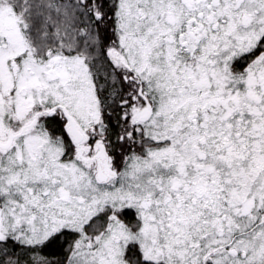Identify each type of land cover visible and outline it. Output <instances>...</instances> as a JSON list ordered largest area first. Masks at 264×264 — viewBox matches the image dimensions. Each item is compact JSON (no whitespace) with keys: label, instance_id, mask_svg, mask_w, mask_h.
<instances>
[{"label":"snow or ice","instance_id":"obj_1","mask_svg":"<svg viewBox=\"0 0 264 264\" xmlns=\"http://www.w3.org/2000/svg\"><path fill=\"white\" fill-rule=\"evenodd\" d=\"M0 264H264V0H0Z\"/></svg>","mask_w":264,"mask_h":264}]
</instances>
